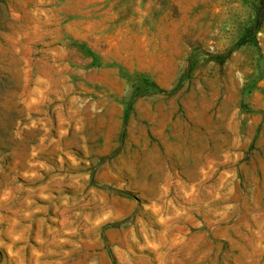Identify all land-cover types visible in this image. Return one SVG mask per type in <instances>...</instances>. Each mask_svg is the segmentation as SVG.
I'll return each instance as SVG.
<instances>
[{
	"label": "rangeland",
	"instance_id": "obj_1",
	"mask_svg": "<svg viewBox=\"0 0 264 264\" xmlns=\"http://www.w3.org/2000/svg\"><path fill=\"white\" fill-rule=\"evenodd\" d=\"M261 0H0V264H264Z\"/></svg>",
	"mask_w": 264,
	"mask_h": 264
},
{
	"label": "trees",
	"instance_id": "obj_2",
	"mask_svg": "<svg viewBox=\"0 0 264 264\" xmlns=\"http://www.w3.org/2000/svg\"><path fill=\"white\" fill-rule=\"evenodd\" d=\"M263 13H264V0H261V6H260V14L258 18V24H261L263 20Z\"/></svg>",
	"mask_w": 264,
	"mask_h": 264
}]
</instances>
